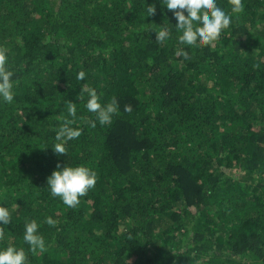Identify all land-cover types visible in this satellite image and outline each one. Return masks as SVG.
<instances>
[{
    "label": "trees",
    "instance_id": "16d2710c",
    "mask_svg": "<svg viewBox=\"0 0 264 264\" xmlns=\"http://www.w3.org/2000/svg\"><path fill=\"white\" fill-rule=\"evenodd\" d=\"M243 3L218 41L188 49L161 0H0L16 79L0 103V206L13 212L0 248L28 264H264V0ZM81 71L118 101L110 125L86 110ZM70 102L83 131L60 155ZM67 164L97 175L73 208L47 189ZM33 219L46 252L23 241Z\"/></svg>",
    "mask_w": 264,
    "mask_h": 264
},
{
    "label": "clouds",
    "instance_id": "9594fccd",
    "mask_svg": "<svg viewBox=\"0 0 264 264\" xmlns=\"http://www.w3.org/2000/svg\"><path fill=\"white\" fill-rule=\"evenodd\" d=\"M161 2L164 7L173 11L177 23L172 26L180 33L178 43L188 49L212 46L219 40L221 34L230 28L233 16H238L245 10L243 0H229L230 12L225 11L217 0H161ZM155 11L154 6H148L147 17L154 15ZM155 33L156 41L163 43L170 39L171 29L164 25L158 33ZM180 54L188 59L186 51ZM77 80L85 82L79 95L87 97L86 110L95 114L96 121L101 126L110 125L113 117L119 114V103L116 98L113 97L109 103H102L98 89L87 85L86 74L83 71L78 73ZM15 87L16 79L14 72L10 70L8 49L0 46V103L14 102ZM125 110L131 111V108L126 106ZM67 113L72 119L64 118L63 124L55 134L58 143L52 146L54 152L60 155L67 154L66 144L78 139L83 131L79 126L73 127L77 114L75 103H69ZM96 121H93L91 126L95 127ZM96 183V173L87 166L67 164L61 168L58 165L57 170L47 178V189L52 197H58L67 207L73 208L80 203L81 197L95 187ZM11 221H13V212L8 206H0V240L5 239L7 229L4 225H8ZM44 223L54 227L57 221L48 216ZM40 226L34 219L24 224L23 241L32 253L47 251L45 238L39 231ZM0 264H28L25 249L15 245L0 248Z\"/></svg>",
    "mask_w": 264,
    "mask_h": 264
}]
</instances>
